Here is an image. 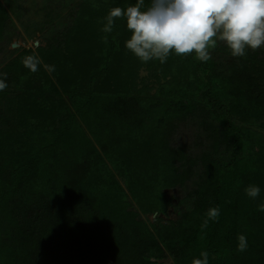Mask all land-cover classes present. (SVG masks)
<instances>
[{
	"label": "trees",
	"instance_id": "1",
	"mask_svg": "<svg viewBox=\"0 0 264 264\" xmlns=\"http://www.w3.org/2000/svg\"><path fill=\"white\" fill-rule=\"evenodd\" d=\"M135 3L81 0L60 29L59 7L45 0L37 29L53 30L48 44L0 71V264H192L202 251L209 264H264V57L249 49L222 62L213 48L208 62L173 52L142 63L125 48V19L102 31L112 8ZM9 22L0 1V43ZM29 55L42 62L36 73ZM144 69L151 84L139 88ZM197 115L210 150L194 158L172 141ZM198 162L191 206L147 224L142 215L166 214L167 190L185 189ZM249 185L261 188L257 199ZM213 207L219 219L204 227Z\"/></svg>",
	"mask_w": 264,
	"mask_h": 264
},
{
	"label": "clouds",
	"instance_id": "2",
	"mask_svg": "<svg viewBox=\"0 0 264 264\" xmlns=\"http://www.w3.org/2000/svg\"><path fill=\"white\" fill-rule=\"evenodd\" d=\"M126 20L131 32L125 48L142 63H165L174 52L176 55L195 54L200 62L211 59V49L224 42L231 55L245 57L247 51L264 49V0H136L126 9L112 8L102 31L111 33L115 20ZM41 60L36 55L26 56L24 66L32 73L40 70ZM52 73L55 66L44 65ZM8 87L6 74L0 73V92ZM245 193L252 199L260 196L259 185H249ZM264 212V203L258 206ZM219 207L210 208L203 226L219 219ZM247 237L238 236L237 250L248 248ZM192 264H209V254L202 251Z\"/></svg>",
	"mask_w": 264,
	"mask_h": 264
},
{
	"label": "rangeland",
	"instance_id": "3",
	"mask_svg": "<svg viewBox=\"0 0 264 264\" xmlns=\"http://www.w3.org/2000/svg\"><path fill=\"white\" fill-rule=\"evenodd\" d=\"M2 4L7 8L10 15V22L5 34V38L1 40L0 43V71L9 63L18 53L22 52L24 49L36 50L40 46H45L48 44V34H54L53 30L46 28L44 31H38L37 27L44 25L42 20L44 17V11L42 8L45 5V0H0ZM81 0H48V4L54 8V5L59 7L61 11V18L57 19V27L64 29L73 20V13L78 8ZM13 7V8H12ZM20 7H22L20 10ZM12 8V9H11ZM14 10V11H13ZM61 26V27H60ZM57 28V31H58ZM218 48V49H217ZM214 50H219L217 54V60L226 62L229 61L231 56L230 49L224 42H218V45ZM261 51V55L264 57V49H258ZM139 85L151 84V77H149L148 72L144 69L140 71ZM156 82V81H155ZM158 88V85L154 86ZM1 100H3L1 96ZM1 110V108H0ZM199 115L195 117H190L186 121L182 122L174 137L173 145L177 148H184L187 150L189 155L197 158L202 150H210L209 143L204 141V130L202 129L203 118ZM258 130L257 127H254ZM203 140V141H202ZM201 143H203L201 145ZM229 156L225 159L228 160ZM195 172L192 176L190 182L187 184L185 189L175 188L167 190L168 196L171 197V205L168 208L166 214H148L142 215V219L147 222L150 226L153 224H170L180 219L181 214H183L186 209H188L192 204V198L188 196V192L192 191L194 187L199 182V177L201 175V164L194 167ZM122 181V180H121ZM157 264H172L173 260L169 256L164 259L157 260Z\"/></svg>",
	"mask_w": 264,
	"mask_h": 264
}]
</instances>
